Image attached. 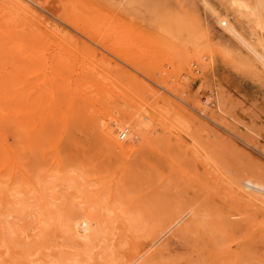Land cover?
Wrapping results in <instances>:
<instances>
[{
    "label": "rangeland",
    "instance_id": "374dc122",
    "mask_svg": "<svg viewBox=\"0 0 264 264\" xmlns=\"http://www.w3.org/2000/svg\"><path fill=\"white\" fill-rule=\"evenodd\" d=\"M147 1L0 0V80L43 93L45 116L34 134L0 98V264H127L157 238L147 264H264V205L238 187L264 181V71L223 40L202 2ZM207 34L210 64L191 45ZM129 116L152 122L136 152L121 154L101 126ZM187 207L193 214L162 234ZM86 214L101 221L92 245L66 226Z\"/></svg>",
    "mask_w": 264,
    "mask_h": 264
},
{
    "label": "bare ground",
    "instance_id": "6f19581e",
    "mask_svg": "<svg viewBox=\"0 0 264 264\" xmlns=\"http://www.w3.org/2000/svg\"><path fill=\"white\" fill-rule=\"evenodd\" d=\"M149 2H152V0H148ZM147 1V2H148ZM222 1V0H221ZM198 3L202 2V7L201 8H204V12L206 11L207 14L209 15H212V14H215L214 16V22H215V25L221 30L220 32H222L221 34L223 35V37L225 39L223 40H226L227 39V42L229 43V45H231V47L237 52V54L239 55V57L244 61V63H248V61L253 62L255 64H257L258 66H260V68L262 69V71H264V38L263 40H261V34H259V37L258 38H255L254 36L256 35L255 34V31L258 32V33H263L264 32V0H229V2L227 3H230V5L233 7V10L231 13H229L230 9H228V13H225V14H220L218 12V6L215 8L214 7V2L213 0H197ZM165 1L163 2V0H155L153 2L154 7H157V8H161V7H165L164 5ZM171 3V1H170ZM152 4V3H151ZM150 4V6H151ZM167 5V4H166ZM171 5V4H169ZM200 5V4H199ZM224 5V4H223ZM182 6V5H181ZM168 7V5H167ZM166 7V8H167ZM221 7V5L219 6ZM156 8V9H157ZM170 8V7H169ZM179 8V7H178ZM175 9V8H174ZM18 10V9H17ZM161 10V9H160ZM221 10V9H220ZM164 12V11H163ZM162 12V13H163ZM181 12V11H180ZM238 13L240 16H246L249 18V22H253L252 25L253 26V32H251V34H248L246 33L247 31L243 28L242 29V26L240 28V25L238 23H235V21L233 20V16L234 13ZM161 13V12H160ZM236 14V15H238ZM207 16V15H206ZM212 19V18H211ZM238 19V18H237ZM213 20V19H212ZM211 20V21H212ZM236 20V19H235ZM240 22V21H239ZM239 26H237V25ZM248 24V23H247ZM206 26V25H205ZM208 26V24H207ZM244 27V26H243ZM199 28V27H198ZM204 28V27H203ZM202 28V29H203ZM206 28V27H205ZM204 28V29H205ZM251 28V27H250ZM191 29V28H190ZM219 29H218V32H219ZM187 30H189L188 28L186 30H183V32H188ZM195 30V28H194ZM194 30H189L191 31V34H194L193 31ZM245 30V31H244ZM201 31V30H200ZM208 31L210 32V30L208 29ZM204 33H205V30H204ZM207 33V32H206ZM211 33V32H210ZM190 34V37L189 38H193V36ZM220 35V34H219ZM258 35V34H257ZM222 37V38H223ZM221 38V39H222ZM184 39V38H183ZM192 41V40H191ZM187 42V41H186ZM211 37L208 36H204L203 38H199L196 39L194 38L193 39V42H191L193 45V48H194V55H195V58L198 62H202L203 60H207L210 63H212L215 59H216V55L217 53L215 52L216 50H214L212 48V44H211ZM7 43V42H6ZM5 43V44H6ZM186 45V44H185ZM4 46V44H3ZM2 48L3 50V47L0 46V49ZM192 48V49H193ZM23 49V48H22ZM4 51V50H3ZM9 51V50H8ZM2 52V51H1ZM17 52V51H16ZM15 53H12L15 54L13 55V57L15 56V58H20L19 55H17ZM20 52V51H19ZM4 53V52H3ZM25 53V52H24ZM2 54V53H1ZM12 58V57H10ZM14 59V58H12ZM23 59V58H22ZM22 61V60H21ZM25 60H23V63H24ZM190 61V60H189ZM229 61V60H228ZM36 62V61H35ZM22 63V62H21ZM20 63V64H21ZM23 63L21 65H23ZM26 63V62H25ZM24 63V64H25ZM191 63V62H190ZM194 63V62H193ZM8 64V63H7ZM12 64V63H11ZM16 64V63H15ZM29 64V63H28ZM249 64V63H248ZM4 65V64H3ZM26 65V64H25ZM37 65V64H36ZM187 65V64H186ZM252 65V64H251ZM13 66V65H12ZM254 66V65H253ZM257 66V67H258ZM22 67V66H20ZM24 67V65H23ZM189 68V66H186ZM2 68V67H1ZM26 68H27V65H26ZM36 68V67H35ZM19 69V67H18ZM29 68H27L28 70ZM17 70V68H16ZM24 70V69H23ZM22 70V71H23ZM25 73L27 74H30L31 70L28 71ZM38 69H36L37 71ZM61 70V69H60ZM59 70V71H60ZM189 70V69H188ZM21 71V70H19ZM19 71H15V76L17 73H19ZM40 71V70H39ZM4 72V71H3ZM6 72V71H5ZM24 72V71H23ZM42 74V73H40ZM4 75V74H2ZM5 77V76H4ZM13 77V76H12ZM17 77V76H16ZM23 77V76H22ZM26 77V76H25ZM24 77V78H25ZM10 78V79H9ZM15 77L11 78L8 77V78H2V81L0 83V96H3V97H0V98H4L5 100H3L2 102H5L7 104H9L10 106L9 109L11 108L14 112H16L17 114V117L18 116H21L22 118V121H25L28 126H30L32 128V132L34 134L38 133V122L41 123L39 120L40 118L43 116V114L41 113V110H40V104H41V96H43L41 93H38L40 92L39 90L38 91H32V93H25L24 90L21 88V89H17L16 88V84L13 83V80H14ZM27 78V77H26ZM19 79V78H18ZM29 79V78H28ZM28 79H23V81L27 82ZM50 79V78H49ZM33 82V81H32ZM44 82V81H43ZM38 83V82H37ZM26 84V83H25ZM25 84H24V87L23 88H26L25 87ZM46 84V83H45ZM53 84V83H52ZM31 86L30 87V90H34L33 88L36 87V83L33 82V84H29ZM27 86V85H26ZM56 86V85H54ZM28 87V86H27ZM37 87H40V86H37ZM42 88V87H41ZM41 88H38V89H41ZM42 91V90H41ZM57 94V93H55ZM62 94V92H61ZM29 96V97H28ZM54 96V95H52ZM58 98V97H57ZM45 99V98H43ZM54 99V98H53ZM56 101V100H55ZM43 102V100H42ZM47 102V101H46ZM57 103V102H56ZM1 105V104H0ZM43 105V104H42ZM46 106V105H45ZM52 107V106H50ZM2 108V107H1ZM7 109V107H6ZM44 109V108H43ZM5 111V109H4ZM46 111V110H44ZM43 111V112H44ZM2 112V111H1ZM53 112V110H52ZM59 112V111H58ZM5 113V112H4ZM7 113V112H6ZM10 113V111L8 112ZM46 113V112H45ZM44 113V114H45ZM51 113V112H50ZM55 114V113H54ZM10 115V114H9ZM12 115V114H11ZM46 115V114H45ZM56 115V114H55ZM8 116V114L6 115ZM14 115H12L13 117ZM49 116V115H48ZM58 116V115H57ZM2 117V116H1ZM5 117V116H4ZM50 117V116H49ZM54 117V115L52 116V118ZM7 118V117H6ZM42 118H45L42 117ZM51 118V117H50ZM14 119V118H13ZM18 119V118H17ZM2 120V119H1ZM0 120V121H1ZM6 120V119H5ZM12 120V119H11ZM10 120V121H11ZM42 120V119H41ZM48 121V119H46ZM16 120L14 119L13 122H15ZM53 121V120H52ZM8 122V121H6ZM12 122V123H13ZM119 122V123H118ZM117 122V127L113 128L111 123L110 122H105L102 124L101 126V130H102V134L103 135V139L106 141L105 143L108 144V146H110L112 148V150L114 151H118V153L120 152L121 154H126V153H135L136 152V143L138 142V139L139 138H143V131L144 129H146L149 125L150 121L148 118L146 117H143V118H140V119H134L133 117H130L129 118L127 117L126 119H123V120H119ZM6 124V123H5ZM26 124V125H27ZM114 124V123H113ZM116 124V123H115ZM114 124V125H115ZM127 125L128 127L126 126H123V125ZM183 124V123H182ZM151 125V123H150ZM8 126V125H6ZM150 127V126H149ZM148 127V128H149ZM19 128V127H18ZM26 128V127H25ZM22 129V128H21ZM131 129V131H130ZM16 130V129H15ZM29 130V128H28ZM147 130V129H146ZM145 130V131H146ZM171 130V129H170ZM26 133V132H25ZM118 133L119 137H118V140L117 138L115 137ZM131 133L130 135V142L129 144H124L122 142H120V140H124L128 134ZM34 136V135H33ZM30 142L34 140L32 139H29ZM35 141V140H34ZM40 141V140H39ZM1 142V140H0ZM27 142V141H26ZM2 144V142H1ZM36 144V143H35ZM106 144V145H107ZM3 145V144H2ZM1 151V150H0ZM3 151V150H2ZM6 154V153H5ZM38 155V154H37ZM133 155V154H132ZM20 156V155H19ZM32 157V156H31ZM129 157V156H128ZM10 158V156H9ZM9 158H7L5 160V162L9 161ZM11 160V159H10ZM12 161V160H11ZM14 161V160H13ZM7 165V164H6ZM16 165V164H15ZM41 179V178H40ZM5 181V180H4ZM1 184V183H0ZM33 185V184H32ZM234 186V185H233ZM6 187V185L4 186ZM8 187V188H7ZM5 189L9 190V185L7 186ZM239 189V193L241 194V196L244 197V199H246L247 201H259L260 203H262V206L264 205V181H260V180H257V179H254L252 177H249V178H246L245 179V182L243 184L242 187L238 186ZM11 188V187H10ZM25 188V187H24ZM14 189V187L12 188ZM30 189V188H29ZM36 189V188H35ZM1 190V189H0ZM2 190H3V187H2ZM7 191H4L5 193L8 192ZM32 190V189H31ZM236 190V189H235ZM237 190V191H238ZM244 190H248L250 192H245ZM13 191V190H12ZM1 192V191H0ZM3 192V194H4ZM11 192V191H9ZM14 192V191H13ZM16 192V191H15ZM31 192V191H30ZM2 193V192H1ZM25 193H26V189H25ZM109 193V192H108ZM29 194V193H28ZM237 194V193H236ZM10 195V194H8ZM98 196V195H97ZM240 196V198H242ZM16 197V196H15ZM15 197H12L11 196V199L12 198H15ZM112 197V196H111ZM5 198V196H4ZM3 198V200H4ZM89 198H91L89 196ZM94 198V197H93ZM6 199V198H5ZM25 199V198H24ZM99 199V198H98ZM10 200V199H9ZM245 200V201H246ZM7 201V200H5ZM91 201V199H90ZM243 201V200H241ZM92 202V201H91ZM94 202V201H93ZM92 202V204H93ZM98 202V201H97ZM100 202V201H99ZM244 202V201H243ZM258 202V203H259ZM255 203V202H254ZM96 205V203H94ZM99 204V203H98ZM247 204V203H246ZM260 205V204H258ZM194 206V205H193ZM249 206V205H248ZM251 206V205H250ZM254 207L256 205H253ZM252 206V207H253ZM191 207V206H190ZM187 208L189 210V212H185L187 211ZM185 208L179 216L177 217H173V221L171 222V224L169 225L168 228H166L167 231H165V229L163 230V233L162 234H165L167 233L169 230H172L171 228H176L175 226L177 224H179L181 222V220L183 219V215H187L188 213H191L193 214V210L189 207ZM260 208V206L258 207ZM183 209V208H182ZM261 210L264 211V209H262V207L260 208ZM111 210H113L111 208ZM178 211V210H177ZM69 212V211H68ZM115 212V211H114ZM44 213V211H43ZM41 214V213H40ZM176 214V213H174ZM178 214V213H177ZM7 216V215H6ZM77 216V215H76ZM97 216V215H96ZM175 216V215H174ZM5 217V216H4ZM194 217V216H193ZM101 218V217H100ZM99 218V219H100ZM117 218V217H116ZM108 219V218H106ZM104 219V220H106ZM185 219V217H184ZM49 220V219H48ZM110 220V219H109ZM52 221V219H51ZM100 221V220H99ZM192 219L187 221V222H183L181 228L183 230H188V226H191L192 224ZM101 222V221H100ZM99 222V223H100ZM109 221L107 220V223ZM44 223V222H43ZM47 223V221H46ZM58 223V222H57ZM97 219L93 217V215L91 214H86L85 216H77L75 218H73V220L69 223L66 224V226L68 227L69 229V232L72 233L73 237L75 238V240H77L78 242H82V243H85L86 245H92V243L94 242L95 239H97L98 235H99V230H98V226H100L101 224H99ZM106 223V222H105ZM112 224V221L110 222ZM48 224V223H47ZM46 224V225H47ZM44 225V224H43ZM110 225V224H109ZM108 225V226H109ZM180 225V224H179ZM1 226V225H0ZM61 226V224H60ZM63 226V224H62ZM104 226H106V224H104ZM112 226V225H111ZM64 227V226H63ZM113 227V226H112ZM45 228V227H44ZM108 228V227H107ZM114 228V227H113ZM162 228V227H161ZM47 229V228H46ZM101 230V229H100ZM113 230V229H112ZM111 231V230H110ZM115 232V228L113 230ZM45 232V230H44ZM103 232V231H101ZM153 232V231H152ZM155 232V230H154ZM159 232V231H158ZM171 232V231H170ZM169 232V233H170ZM110 233V232H109ZM120 234V233H118ZM189 234V233H188ZM110 235V234H109ZM115 235V234H114ZM157 235V233H156ZM68 236V235H66ZM123 237V236H122ZM154 237V236H153ZM121 240V238H120ZM157 239H154L152 241L151 244H149V247L146 249V250H143L142 252H139L137 255H134V256H130V261L127 263V264H147V259H144L146 258V255L153 249L154 245L157 244ZM76 244V243H75ZM94 244V243H93ZM96 246V245H95ZM165 245H161L160 246V249L163 248ZM81 248V247H80ZM109 248V247H108ZM105 249V248H104ZM118 249V248H117ZM133 250V249H132ZM138 250V249H137ZM91 251V250H90ZM160 251V250H159ZM85 252H87V250L85 249ZM119 253V252H118ZM156 253V252H155ZM77 253H75L76 255ZM80 254V253H79ZM83 254V253H82ZM90 254V253H89ZM64 255V253H63ZM71 255V254H70ZM78 255V254H77ZM76 255V256H77ZM120 255V254H119ZM151 256V255H150ZM79 257V255H78ZM80 257H81V254H80ZM86 258V257H85ZM14 259V258H13ZM61 259V258H60ZM81 259V258H80ZM118 259V258H117ZM120 260L121 257L119 258ZM118 259V260H119ZM126 259V258H125ZM124 259V260H125ZM150 259V258H149ZM108 260V259H107ZM122 260V262L124 261ZM127 260V259H126ZM129 260V258H128ZM151 260V259H150ZM87 261V260H86ZM89 261V260H88ZM96 261V260H95ZM63 262V261H62ZM75 262V261H73ZM116 262V261H115ZM113 261V263H115ZM121 262V261H120ZM121 262V264H122ZM96 263V262H95ZM112 263V264H113ZM119 263V262H118ZM125 263V262H124ZM74 264V263H73ZM78 264V263H77ZM83 264H94L93 263H90V262H84Z\"/></svg>",
    "mask_w": 264,
    "mask_h": 264
}]
</instances>
